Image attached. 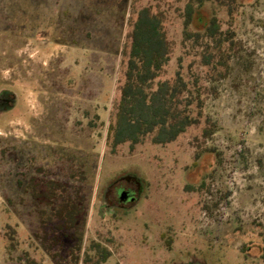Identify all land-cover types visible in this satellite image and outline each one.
I'll use <instances>...</instances> for the list:
<instances>
[{
	"label": "rangeland",
	"instance_id": "374dc122",
	"mask_svg": "<svg viewBox=\"0 0 264 264\" xmlns=\"http://www.w3.org/2000/svg\"><path fill=\"white\" fill-rule=\"evenodd\" d=\"M241 1L230 22L219 13L222 29L235 32L224 76L186 40L184 2L137 3L164 15L172 53L161 79L196 75L204 114L167 145L148 136L112 149L133 0H0V264L21 256L58 264L33 236V175L83 188L84 250L108 245L105 264H264V0ZM209 15L198 11L190 29L203 31ZM206 149L216 158L195 165ZM132 178L139 199L111 206L107 188Z\"/></svg>",
	"mask_w": 264,
	"mask_h": 264
},
{
	"label": "trees",
	"instance_id": "16d2710c",
	"mask_svg": "<svg viewBox=\"0 0 264 264\" xmlns=\"http://www.w3.org/2000/svg\"><path fill=\"white\" fill-rule=\"evenodd\" d=\"M139 1L133 0V13L136 17L130 21V29L123 45L120 95L114 101L110 114L107 143L112 149L125 143L135 145L148 136H152L154 144L167 145L177 140L190 126L199 124L204 114L205 101L196 75L187 79L178 71L172 80L161 79L172 53V45L164 27V15L154 11L151 6L136 9ZM178 1L185 3L186 40L194 43L193 47L196 44L202 45L204 53H207H203V65L224 76L229 69L233 48L232 45L224 47V44L233 40L235 32L222 29L219 13L224 10L230 22L243 2ZM206 9H209L210 15L205 29H190L198 11ZM233 43L232 41L231 44ZM223 69L225 72L221 73ZM209 134L210 131L206 129L205 135ZM213 153V149H206L204 154L198 153L195 165L201 160L212 158ZM42 170L41 168L39 172ZM26 191L38 213L39 223L33 236L51 260L58 264L107 263L112 256L108 245L93 241L84 250L88 208L81 186L70 185L52 177L33 175L29 178ZM14 239L11 234L7 237L11 244L7 247L9 252L15 250L12 242ZM18 260V264H37L34 259L23 256Z\"/></svg>",
	"mask_w": 264,
	"mask_h": 264
},
{
	"label": "flooded vegetation",
	"instance_id": "af4514ba",
	"mask_svg": "<svg viewBox=\"0 0 264 264\" xmlns=\"http://www.w3.org/2000/svg\"><path fill=\"white\" fill-rule=\"evenodd\" d=\"M132 179V181H126L128 184L121 183L118 185V183L115 182L107 188L108 191L106 193V197L108 198L112 195L114 199L116 198V201L114 203H111V206H114L115 208L119 209H124L125 207H127V204L134 203L139 199L138 184L135 178ZM133 181L136 184L135 186L130 184ZM121 191H123V193ZM126 193L130 195L126 196Z\"/></svg>",
	"mask_w": 264,
	"mask_h": 264
}]
</instances>
